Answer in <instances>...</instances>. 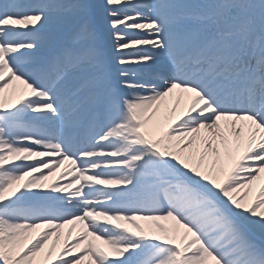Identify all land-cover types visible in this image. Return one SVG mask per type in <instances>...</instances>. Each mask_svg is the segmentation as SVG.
<instances>
[{
  "label": "bare ground",
  "instance_id": "1",
  "mask_svg": "<svg viewBox=\"0 0 264 264\" xmlns=\"http://www.w3.org/2000/svg\"><path fill=\"white\" fill-rule=\"evenodd\" d=\"M96 1V3H100L99 0ZM221 1L184 0V7H178L175 3L168 2L171 8L172 18H167L163 22L158 23V27L163 31V38L161 40L166 43L171 38L170 35L176 33L175 30H178V28H171L172 25L180 26L179 30H184L191 35H196L200 30L204 31V29L209 28L215 21L217 25L219 22L221 23L229 19L231 15L229 12L232 10L231 6H233L235 11L240 10L243 14L251 15L249 21L253 20L256 22V20L264 18V0ZM118 2L120 7L116 17H119L124 11H130L129 9H132L134 18L139 19L141 17L140 0H118ZM96 3L95 6L97 5ZM209 4L216 7V9H208L210 13L215 10L217 11L215 17L207 11L204 13L198 11L199 6L202 8ZM10 5L12 10L18 13L17 15L22 12L25 6L27 7L26 10H31L32 14L27 19H22V16L19 18L22 26L41 27L45 25L51 26L54 23L52 14L47 13V11H42V9H46L47 0H29L25 6H23V0H20L18 4L11 3ZM37 9H40V11L37 12ZM124 22L125 18L121 17L115 23L117 30L109 29L106 31L111 47H114V49H126L123 56L130 54L140 55L142 53L141 51L148 50L150 47L146 39H134L126 42V37L122 33V30L119 31L122 29ZM245 23L243 19L235 26L234 34L238 32L237 28H243ZM262 23H264V20ZM205 25L208 27L206 28ZM259 28L261 30V26ZM143 30L144 27L138 24V35H142ZM42 31L33 30L29 32V30H23L22 32L24 34L34 33L38 35ZM43 34L48 37H37V42L34 43L35 50L56 45L57 40L53 35L49 33ZM223 35L225 34L222 33L219 37L221 38ZM8 36L9 38L13 37L10 35L0 36V68H2L0 70V84L3 81L6 83L3 93H5L4 95H9L12 103L17 106L24 103L22 97L29 94V88L23 80L13 75L12 70L3 69L6 62H9L14 68H18L16 65L17 57L13 58V52L15 50L10 46L1 45L2 40ZM222 38H225V36ZM228 38L229 36L226 35L225 42H227ZM176 45L178 44L174 43L169 47ZM129 47H132V49ZM255 48H259V45L255 44ZM18 50L22 51V55L25 53L23 46L18 47ZM253 53H255V50ZM112 55L114 56V53ZM24 56L27 57L28 53H25ZM262 57L264 58V55ZM141 58L146 57L140 55L136 62L142 60ZM257 58L256 56L254 60ZM151 59L145 61L147 64H140L141 66L139 67L146 69L149 65L150 69L155 71L157 68H163L171 64V62L160 58L156 62H151ZM241 64L248 65V63L243 62ZM177 65H182V62H175L174 60L171 67ZM72 80L76 82L77 77H73ZM159 91L161 92L159 96L143 99L139 98V95L146 94L145 88L134 89L133 96L137 102L139 117L144 123L143 129H146L150 143L146 149L137 151V158L140 165L138 171L143 174L144 168L147 166L150 167L147 163L150 157L155 154L154 151L165 156L170 163L176 166L180 174L190 184L198 187L201 186L207 191V193H203V196L206 195L208 197L212 195L216 198L217 202H207L208 200H205L204 203L206 204L207 210L214 212L215 215H219L214 210V206L219 205V213L221 212L224 216L223 223L229 224L233 218L242 220L241 223L238 221L235 223V227L237 228H240V226L241 228L244 227L243 224L248 222L251 224L252 231H255V234L259 236L258 243L261 245L264 242V127L249 116L215 115L213 113L207 114L203 110L199 111L200 101H197L192 94L183 90L180 86L170 85L164 82L157 91L155 90L152 93ZM81 95L77 92L75 95L76 99ZM79 104L81 106L74 109L72 115L63 116V122L70 130L78 124V120L82 116L81 114L90 108L85 103L81 102ZM194 116L206 121H197ZM262 119H264V114L262 115ZM82 127L79 134L83 142L82 146L85 148L90 145L93 137L90 139V130H88L87 134L86 125ZM27 129L30 128L27 127ZM24 130L26 129L24 128ZM99 132L100 128L98 127L94 136ZM109 138L111 137L109 136ZM95 148L97 146H91L89 153L95 151ZM44 155L45 153L40 157ZM32 158L35 159L37 157L33 155L30 160ZM129 159L130 157L127 156L126 160ZM56 160L57 167L42 177L44 181L49 182L48 188H51L57 181L60 182L69 178L68 175L71 174V172H68L71 169L70 162H67L62 157H57L55 158ZM261 161L263 163L259 166V174L254 176L249 184L245 183L244 177H246V173L257 167L255 164ZM18 162L13 157V154H5L0 151V183L3 185L0 187V203H2L0 205V262L8 254L12 258L10 264H56V262L60 261L61 257L70 254L75 259L71 264H92L88 255L83 254V246H81L83 242L77 240L84 233L82 231L80 232L81 229L89 231L93 238H96H94L95 242H106L120 250H122L120 244L125 245L131 251L126 254L129 259H134L136 258V254L139 255L142 253L140 246L132 248L130 244L141 240L143 231L137 228H127L128 230L126 228L118 229L120 226H117L112 220L105 218L103 215L86 214L82 217V222L77 221L76 224L78 227H76L77 230L75 232H65L64 228L71 226L73 222L64 221L61 223L56 220L67 213L70 214L78 210L82 211L80 209L81 207L74 209L72 202L69 203V210L61 209L56 205L50 210L42 206L34 214L28 213L22 206L14 207L15 203H13V198L18 193L20 186L24 188L26 185H29L30 187V182L35 179L34 173L20 175L19 172L24 171L27 163L18 165ZM47 168L45 167V169ZM92 172L95 173V176L88 177L84 185L87 186L89 194L94 195V197H102L108 194L134 195L140 193L128 198L127 201L120 202V204L131 206L133 210L140 208L144 202L158 204V198H164V200L168 198L170 190L165 187L154 188L156 191L155 196L149 199L144 198V193L149 192L151 189V185L147 179L139 181L138 183L134 182L138 186L136 191L128 188L124 191L117 190V188L114 189L113 187L108 189L106 182H104L105 179H115L118 174H124V170L117 173L118 171L97 170V168H93ZM113 184H115V180ZM246 194L248 195L247 197L244 196ZM82 197H85L84 194ZM220 202H225V204ZM83 203L81 204L83 205ZM43 208L47 211L43 210ZM253 209H256V212H254L255 215L247 216L249 211ZM246 211L247 213L245 215L244 213ZM147 218L153 219V217L149 216ZM168 218H170L173 233L180 236L181 245L185 248H190L191 251L198 255V262H195V264H222L220 260L218 261L217 257H212L211 253L204 248V244L201 241L199 243L200 246H198L201 249L198 247L193 248L190 240L183 237L182 234V231H187L188 228L174 218V216ZM252 219L254 220L252 221ZM59 225H61L60 229L62 231L59 229L57 233L54 231V226ZM243 230H246V227ZM230 232L232 233V230ZM193 234H189V236H193ZM230 236V233L226 235V237ZM42 239H44V242L40 243L39 241ZM238 244L239 247L238 245L235 246L238 249L235 250V255H239V257L249 255L248 257L253 261L257 260L258 263L263 262L262 264H264V255L258 258L255 253L250 252V249H246L245 245L241 242ZM241 246L244 248L243 251ZM86 248L87 245H85ZM112 259L117 260L116 258ZM203 259L207 262L204 263ZM98 261L101 264H107L110 258L107 259L106 255L103 258H99ZM183 264H185V260H183Z\"/></svg>",
  "mask_w": 264,
  "mask_h": 264
},
{
  "label": "rangeland",
  "instance_id": "2",
  "mask_svg": "<svg viewBox=\"0 0 264 264\" xmlns=\"http://www.w3.org/2000/svg\"><path fill=\"white\" fill-rule=\"evenodd\" d=\"M101 1L103 2L102 6L99 7L98 9H96V14L102 20V22H103L102 24L104 26H107V27L112 26L114 23V18L112 17V15H114V14H112L111 12L113 10L112 9L113 6L116 5V3H118V0H101ZM74 4L81 5L80 2H74ZM84 7L87 8V10H90V5H84ZM72 12H73L72 10L69 12L68 10L66 11L64 9L63 10L57 9L56 14L54 16V18H55L54 26H61L62 23H64V22L74 23L79 18V16L82 15L81 13H78V15H76V13L74 14V12L73 13ZM124 28L131 29L132 28L131 22L126 23ZM85 55L87 57H89V56H91V52L89 50H87L85 52ZM0 70H2V68H0ZM5 84L6 83L4 81L0 84V110H4V109L16 110L18 108L20 110H22L23 109L22 106H20V105L15 106L12 103V99H11V97H9V95H4L5 93H3L4 92L3 90H4ZM146 135H147V133H145V132L141 133V140L142 141L148 140ZM0 151H2L5 154H13V157L16 160H18L19 162L28 160L24 156V153L19 151V150H16L12 153L7 152V149H5L4 145L1 142H0ZM154 153H155V156L152 157L151 161H150V165H151L150 169L153 170V172H156V174H160L162 177L175 176L177 178H181L184 185L187 183V179L183 178L181 176L180 172L178 171V169L176 168L175 165L170 163L169 160L165 156H163L159 153H156L155 151H154ZM28 155H29V153H28ZM251 163H253V162H251ZM262 163H263L262 161L260 163H257V164H255V162H254V164L257 167L253 168L250 172L246 173V177H244L245 183L249 184L251 182V180L253 179V177L256 176L257 174H259V172H260L259 166H261ZM164 169L165 170H171V172L164 171ZM5 171H6V169H5ZM19 173H20V175H24L26 173H27V175H29V174H32L33 171L30 169H27L26 171H22ZM34 175H35V179L30 182L31 186L29 187V185L28 186L26 185V187H24V188L22 186H20L18 193H16L17 196L18 195H19V197L26 196L29 192L33 191V189L36 188L35 186H40V188H41L43 180L38 178L39 175H37V173H35ZM1 186H3V185L0 183V187ZM193 186L194 187L192 189L194 190V192H196L194 194H198V193L200 194V192H201V194L207 193V191L204 188H202L201 186L200 187H198L196 185H193ZM244 196L247 197L248 195L246 194ZM203 200H206V201L208 200V202H217L216 198L213 197L212 195H210L208 197H206V195L202 196V201ZM220 203L225 204V202H220ZM0 205H2V203H0ZM218 208H220L219 205L214 206V210H216L219 213ZM254 212H256V209L250 210L249 214H247V216L255 215ZM246 213H247V211L244 214L246 215ZM253 218L255 219V217H253ZM254 219H252V221ZM237 221L239 223L242 222V220H236V222ZM119 223L124 225V227L126 229L127 228H137V229L143 231V237L141 238V240H137L136 244L130 245L132 248H134L136 246H143L144 248L156 247L158 245L163 246L159 250H156L155 252H153L154 254L152 256V259H153L152 261H154V262L156 261L155 264H183V260H185V264H191V262H193L192 264H195V262H198V259H197L198 255L196 253H194L193 251H191L190 248H185L184 246L181 245V240L179 239L180 236L178 234L175 235L173 233L172 228H171L170 218H168V217L149 219L145 216L143 217L140 215L139 217L130 218L129 220H126V222L120 221ZM243 225H244V227H246V230H243L244 227L241 228V226L239 229L246 231V232L248 231L249 232V233L247 232L248 234H250L251 236H256V238L259 240V236H257L255 234L256 232L252 231L251 224H249L247 222L246 224H243ZM60 227H61V225L60 226H54V231H56L58 233V230L60 229ZM64 229H65V232H72V229L75 230V227H73V225H72V226H67ZM60 231H62V230L60 229ZM192 233L197 234V235L193 234V236L192 235L189 236V234H192ZM235 233L236 234H234V239L238 238V234H237L236 229H235ZM182 234H183V237L188 238L190 240L191 246L193 248L200 246L199 245V243H200L199 239H201V238H198V235H200V234L194 228L189 227L187 231L183 230ZM248 234L245 235V233H244V235L241 236L240 239L243 240L244 238H247ZM204 235H205V233H204ZM196 236H197V238H196ZM234 239L230 240V241H223L224 243L222 242L223 243L222 246H225V244H228V243L230 244V247L227 246L228 249L223 250L221 252L225 253L226 255L228 254V257H230L231 259L235 256L234 254H232L233 253L232 246H233V244H235ZM257 239L254 241H251V243H249L250 240L247 239L246 242H248V243H246V244H249L247 247L255 246V245L257 247H259L260 249L263 247L262 254H264V245L263 246L258 245ZM39 242L43 243L44 239H42ZM97 243H98L99 247L102 248V251L108 256H115L117 258H122V257L126 256L127 253L131 252L127 248H123L122 250L114 248L112 245H110L109 243H106V242L100 241ZM85 245H86V240H85V242H83L81 244V246H83V249L85 248ZM74 246L76 247L75 243H74ZM199 249H201V248H199ZM93 254H92V256H93ZM212 257H215V256L213 255ZM3 259L4 260L1 261L0 264H10L12 261V258L8 254H6L3 257ZM74 260L75 259L72 257V255L67 254L66 256L61 257L60 261L56 262V264H71V262ZM203 261H204V263L207 262L204 259H203ZM218 261H219V259H218ZM232 261H233V263L236 262L235 260H232ZM244 261H246V260H244ZM91 263L93 264L94 262H91ZM222 264H225V263H222Z\"/></svg>",
  "mask_w": 264,
  "mask_h": 264
}]
</instances>
